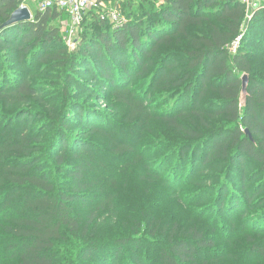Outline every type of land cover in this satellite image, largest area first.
<instances>
[{"label": "trees", "instance_id": "obj_1", "mask_svg": "<svg viewBox=\"0 0 264 264\" xmlns=\"http://www.w3.org/2000/svg\"><path fill=\"white\" fill-rule=\"evenodd\" d=\"M253 1H117L122 23L92 8L72 48L65 13L36 8L2 27L24 0H0V264H264V46L248 49L264 5ZM144 75V90L130 87ZM84 92L129 129L81 104ZM137 129L158 131L162 161L138 147ZM110 156L124 164L106 176ZM134 175L179 211L133 206L112 234L107 216ZM138 234L160 243L155 255L125 251Z\"/></svg>", "mask_w": 264, "mask_h": 264}, {"label": "rangeland", "instance_id": "obj_2", "mask_svg": "<svg viewBox=\"0 0 264 264\" xmlns=\"http://www.w3.org/2000/svg\"><path fill=\"white\" fill-rule=\"evenodd\" d=\"M117 1L121 2L123 0H104L103 2V6H102V10L99 11L100 15H106L107 14H111L113 12H120V14H122V18L125 19L126 18V13L123 9V5L121 4V10L117 7H115L117 5ZM252 1V0H251ZM257 2V9L259 7H261L262 5H264V0H255ZM260 4V5H259ZM29 8L32 12V14H34L36 12V5L35 2L30 1L29 2ZM255 8V9H256ZM252 4H249V13L247 16V21H251L252 17H253V13L255 10H252ZM135 11L139 12V7H134ZM124 11V12H123ZM88 12V11H87ZM86 12V13H87ZM88 15H86L83 19V21L85 22V19H89L87 18ZM90 21V20H89ZM73 19L70 17V15L68 14H64L62 17V26H63V31H65V29L67 28V26L69 24H72ZM83 22V23H84ZM82 27V26H81ZM81 27H77L76 28V33L73 35L72 39L74 41V46H71L72 48H75V40L76 37L79 35H77L78 32H80ZM263 28L257 30V33H259L257 36V40L254 41L251 46L248 47V49H254L256 47H263L264 46V32L262 31ZM242 43V39L239 40V44ZM239 48L236 47V49ZM233 51L231 52H234ZM264 67V66H262ZM78 77L79 79L84 83V85H87L90 88H94V90H98V87L100 84L99 81H93L92 78L90 76H86L84 73H78ZM147 79L148 76L144 75V76H139V77H134L131 81V88H136L139 90H144L147 84ZM79 89H82V87H80ZM83 90V89H82ZM81 90V91H82ZM105 96V95H102ZM79 101L81 102V104L89 107L90 110L92 111H96V113L99 114H106L108 115L110 120H113L115 122H117L120 126L122 125L123 127H128L130 126L131 121H128L125 119L124 114H121L118 112V110L110 108L107 106V104H104L105 100H103V97L99 98L98 96H95L93 94H89L84 92L81 96H79ZM108 99V100H107ZM107 101L110 100V97L107 96ZM160 101V100H159ZM85 127V126H84ZM114 127V125H113ZM74 129H78L76 125H73ZM86 128V127H85ZM107 128V127H106ZM82 129V128H80ZM157 130L153 131V132H148L147 130H142V129H137L134 132V139H135V135L137 137V142H138V147L141 149H144L145 152L149 155L150 159H154L156 161H162L163 158L166 155V152L163 150L162 146L157 142V143H152V139L156 136L157 134ZM127 137H129V135H127ZM157 137V136H156ZM86 138L88 140L92 139L91 141H102V140H107L108 137L106 134L104 133H97V132H93L91 134H88L86 136ZM107 166L105 167L104 170H102V174H105L106 176H111L113 175L117 169H121L122 165L124 164V159H122L120 156H110L109 158H106V163ZM102 174H98V175H102ZM124 182L121 181L119 186L123 185ZM115 191V190H113ZM122 191V192H121ZM117 199H119V204L121 206V211L118 213V216H115L114 219H112L110 216H107L109 219L105 222L108 224L107 226V230L113 234L116 232V228H113L114 224H117V226H119V229L123 228V220L124 218H128V214H129V210L130 208H132L133 206H140V207H147L149 206V204L152 203H158L159 205H155L153 207V209L155 210V212L160 216L163 217L165 215H170L171 213L174 214V212H178L179 208L177 206V204L173 203L172 200H170L168 198V191L164 190L163 188H157L156 194L154 195H150L149 191L146 192V186L145 183H142L141 181L138 180V178L136 177V175L133 176V178H131V182L127 181V186L125 187H121L118 191V196H116ZM138 215H136L135 217H137ZM184 217H185V213H184ZM237 228V226H236ZM140 235V244H131L130 246L125 248V251L129 250V249H133L134 251L138 252V254L141 257H152L153 255H155L157 253V250L160 248V243L159 242H154V240H146L147 236L149 234H143L144 238H142V234H138ZM138 239V238H137ZM141 245V246H140ZM124 256V255H123ZM122 256V257H123Z\"/></svg>", "mask_w": 264, "mask_h": 264}, {"label": "built area", "instance_id": "obj_3", "mask_svg": "<svg viewBox=\"0 0 264 264\" xmlns=\"http://www.w3.org/2000/svg\"><path fill=\"white\" fill-rule=\"evenodd\" d=\"M30 1L35 2L37 9L45 10L55 8L70 15L73 22L65 29V32H67L66 41L70 47L74 46L72 37L76 33V28L81 26L85 15L88 13L87 11L92 8H99L100 6H103V2H99L98 0H24L23 5H27L29 7L28 4ZM107 17H109L111 22H113L116 26L124 20L118 11L107 14Z\"/></svg>", "mask_w": 264, "mask_h": 264}, {"label": "water", "instance_id": "obj_4", "mask_svg": "<svg viewBox=\"0 0 264 264\" xmlns=\"http://www.w3.org/2000/svg\"><path fill=\"white\" fill-rule=\"evenodd\" d=\"M32 18H33V14L30 8L27 5H21L11 14L10 18L4 23V25H2V27L10 26L20 22H26L32 20ZM242 81H243L242 91H243V95H245L249 82V76L247 74H244L242 77ZM246 133H249V131L246 130Z\"/></svg>", "mask_w": 264, "mask_h": 264}, {"label": "crops", "instance_id": "obj_5", "mask_svg": "<svg viewBox=\"0 0 264 264\" xmlns=\"http://www.w3.org/2000/svg\"><path fill=\"white\" fill-rule=\"evenodd\" d=\"M253 2H255V3H254V5H255V6H257V3H256V1L254 0ZM254 5H253V6H254Z\"/></svg>", "mask_w": 264, "mask_h": 264}]
</instances>
